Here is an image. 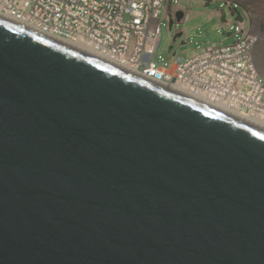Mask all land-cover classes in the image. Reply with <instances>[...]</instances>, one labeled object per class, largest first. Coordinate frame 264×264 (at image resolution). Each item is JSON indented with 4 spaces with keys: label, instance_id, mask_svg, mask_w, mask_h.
<instances>
[{
    "label": "water",
    "instance_id": "1",
    "mask_svg": "<svg viewBox=\"0 0 264 264\" xmlns=\"http://www.w3.org/2000/svg\"><path fill=\"white\" fill-rule=\"evenodd\" d=\"M127 69L0 16V264H264V129Z\"/></svg>",
    "mask_w": 264,
    "mask_h": 264
},
{
    "label": "built area",
    "instance_id": "2",
    "mask_svg": "<svg viewBox=\"0 0 264 264\" xmlns=\"http://www.w3.org/2000/svg\"><path fill=\"white\" fill-rule=\"evenodd\" d=\"M165 1L0 0V13L47 35L92 46L158 83L264 121V73L254 54L259 36L250 29L248 9L244 20L223 25L234 36L232 43L198 45L188 57L172 55L167 62L157 58L164 19L168 24Z\"/></svg>",
    "mask_w": 264,
    "mask_h": 264
},
{
    "label": "rangeland",
    "instance_id": "3",
    "mask_svg": "<svg viewBox=\"0 0 264 264\" xmlns=\"http://www.w3.org/2000/svg\"><path fill=\"white\" fill-rule=\"evenodd\" d=\"M168 1H165V5ZM241 1L247 5L250 15L251 31L259 36L258 42L255 45L254 54L260 71L264 73V0ZM191 2L193 3V9L190 13L189 20L179 25L174 24L172 28H169V20L167 24V21L164 19L165 25L162 26L161 30L157 58L161 55L164 61L170 62L172 55L188 57L198 45L230 44L233 42L234 36L229 33V26L225 25L224 28L218 16L209 17V12L200 13L202 10H215L221 3L220 1H214L209 6H206V4H203L205 2L204 0H180L181 5H188ZM197 2L201 5H198ZM178 27L184 28L187 32L179 37L173 47H171L175 29Z\"/></svg>",
    "mask_w": 264,
    "mask_h": 264
},
{
    "label": "crops",
    "instance_id": "4",
    "mask_svg": "<svg viewBox=\"0 0 264 264\" xmlns=\"http://www.w3.org/2000/svg\"><path fill=\"white\" fill-rule=\"evenodd\" d=\"M205 2H203V4H206V6H209L210 3L214 2V1H220V0H204ZM226 1H230L231 3H228ZM222 2V1H220ZM224 2L227 3V5H233V6H238L239 10L241 11V13H244V10L247 9V5L244 4L241 0H224ZM198 5H201L200 3L197 2ZM237 4V5H236ZM178 6H181L180 8ZM193 9V6H191L190 4L188 5H181L180 4V0L176 1L174 0H169L168 3L165 5V9H164V17H167L169 20V28H171V26H173L174 24L178 25L179 22H184L190 19V13ZM179 10H183L185 12L184 16H180L177 17L176 15L172 16V13L176 14ZM206 10H202L200 13H203ZM214 14H218L220 20L222 21V25L226 24V22H235L237 20H241L240 18H237V15H227L226 19L223 20V14L221 12V10L219 9H215L212 10L209 13V17H213ZM180 27L176 28V31H180ZM183 30H185L184 28H182Z\"/></svg>",
    "mask_w": 264,
    "mask_h": 264
},
{
    "label": "bare ground",
    "instance_id": "5",
    "mask_svg": "<svg viewBox=\"0 0 264 264\" xmlns=\"http://www.w3.org/2000/svg\"><path fill=\"white\" fill-rule=\"evenodd\" d=\"M0 16L6 17V18L11 19V20H14L15 22H17V23H19L21 25L27 26L29 28H32L33 30H37L36 28H34V27H32V26H30V25H28L26 23L16 21L15 19H12L11 17H9L7 15H4V14L0 13ZM51 37H54V36H51ZM54 38L59 39L60 41H63L65 43H67L68 45L74 47L75 49H78L79 51H84L85 53H89V54H92V55L99 56L100 58H102V59H104V60H106L108 62H113V61L107 59L105 56H103L100 53H98L97 51H95L94 47H92V46H87V45H84L83 43L82 44L81 43H71L70 41L65 40L63 38H60V37H54ZM127 70L132 71L130 69H127ZM173 88H175V87H173ZM175 89H177V88H175ZM177 91H179L181 93L183 92L185 94H188L191 97L196 98L197 100H199L201 102H205V103H207V104H209V105H211L213 107H216L217 109H221L222 111H224L226 113H229L230 115H233V116H235V117H237L239 119H243V120H245V121H247L249 123H253L254 125L264 129V121L260 117H254V116L245 115V114H243L241 112L228 109V108H226V107H224L222 105L210 103L208 100H206V98L199 97L198 95H196V94H194L192 92L184 91L182 89H177Z\"/></svg>",
    "mask_w": 264,
    "mask_h": 264
}]
</instances>
